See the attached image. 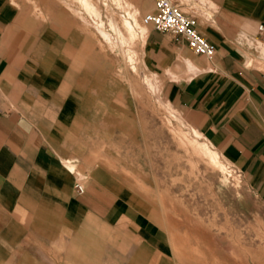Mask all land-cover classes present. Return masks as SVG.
<instances>
[{
	"label": "rangeland",
	"instance_id": "obj_1",
	"mask_svg": "<svg viewBox=\"0 0 264 264\" xmlns=\"http://www.w3.org/2000/svg\"><path fill=\"white\" fill-rule=\"evenodd\" d=\"M123 1H127L128 8L140 9L141 21L156 10L155 0H99L112 41L117 34L108 25L105 12L110 8L111 15L118 19L125 16ZM172 1L195 18L199 30L198 22H210L217 10L211 0ZM62 2L67 7L73 5V11L82 7L79 0ZM0 4L18 11L11 16L19 23L18 45L26 52L27 68L41 73L50 70L54 91L65 83L55 97L66 96L62 116L69 130L65 142L57 148L67 171L68 188L52 195L58 197V205L51 207L50 215L60 214L67 227L88 232L81 239L84 250L89 246L92 255L102 259L100 264H136L132 258L137 253L145 257L146 264H264V187L246 176L237 163L235 173L230 168H214L194 152L191 138L203 139L201 133L192 134L185 120L195 124V116L188 108L172 103L178 111L177 116L173 115L160 96L162 105L158 104L145 74L158 73L159 80L164 82L162 97L166 99L165 81L171 77L160 70L162 67L149 54L148 43L139 40L141 33H136L131 43L135 49L138 42L140 51L135 59V49L130 63L124 52L128 45L112 46L98 31L97 36L91 35L95 16L84 13L86 24L74 12L83 21V28L87 27L86 32L75 23L42 24L27 0H0ZM50 7L51 12L60 9L53 0ZM242 38L247 52L262 54L255 37ZM177 52H182L178 60L182 59L184 65L189 58L208 61L207 56L192 50L187 42ZM171 118L177 127L169 126ZM75 120L77 125L69 126ZM97 144L99 157L94 149ZM79 147L83 149L82 156L77 152ZM67 159H76L72 162L75 172L69 170ZM236 174L241 180L239 186L235 183L239 180ZM135 178L162 191L169 190L177 199L170 216L152 210L150 203L142 205L145 212L155 213L145 223L132 220L130 225L149 247L137 241L134 244L139 250L126 251L116 246L111 214L116 204H128L124 197ZM77 182L84 185L83 192L77 189Z\"/></svg>",
	"mask_w": 264,
	"mask_h": 264
},
{
	"label": "crops",
	"instance_id": "obj_2",
	"mask_svg": "<svg viewBox=\"0 0 264 264\" xmlns=\"http://www.w3.org/2000/svg\"><path fill=\"white\" fill-rule=\"evenodd\" d=\"M27 1L42 24L75 23L84 29L83 21L73 15L75 10L87 14L82 5L80 10L73 11V5L67 7L62 0H53L60 9L51 12L50 0ZM91 1L103 13L99 0ZM211 3L217 10L210 22L198 24L216 46L214 57H207L208 61L189 58L184 65L182 59L178 60L182 52L177 51L187 40L172 34L168 37L170 33L150 30L145 24L148 32L139 40L148 43L149 54L162 67L160 70L171 77L165 81L168 99L162 97L164 82L159 80L158 73L149 71L145 79L152 84L159 105L160 96L177 113L172 103L194 114L195 124L185 121L196 127L200 139L218 151L227 168L235 173L237 163L246 176L264 187V0ZM11 8L0 4V264H100L102 259H96L89 246L86 250L82 246L81 239L88 232L67 227L60 214L50 215L51 207L58 205V197L52 195L68 188L67 171L57 148L65 142L69 130L62 116L66 96L55 97L62 87L53 90L50 70L41 73L27 68L26 52L18 45L19 23L11 16L18 11L13 8L12 12ZM106 10L105 14L111 9ZM93 28L91 35L97 36L96 25ZM242 35L255 37L262 54L247 52ZM135 49L136 59L140 51L138 42ZM126 55L130 62L129 53ZM133 67L136 69V64ZM76 125L75 120L69 126ZM169 126L177 127L172 118ZM94 149L101 156L99 144ZM77 152L82 156V147ZM75 160L65 161L73 172ZM78 175L83 176L81 170ZM237 177L235 183L239 186L241 180ZM134 181L124 197L128 204H116L111 214L116 246L126 251L138 248L134 244L137 241L148 246L130 225L132 220L145 223L155 213L145 212L142 205L150 203L152 210L170 216L177 199L169 190L152 187L142 179ZM136 255L132 258L134 263L146 264L145 257ZM103 260L106 263L107 258Z\"/></svg>",
	"mask_w": 264,
	"mask_h": 264
},
{
	"label": "bare ground",
	"instance_id": "obj_3",
	"mask_svg": "<svg viewBox=\"0 0 264 264\" xmlns=\"http://www.w3.org/2000/svg\"><path fill=\"white\" fill-rule=\"evenodd\" d=\"M79 1L81 5L83 6V8L85 9V11L87 12V15L96 17L97 29L96 28L95 29L98 31V33H100L101 36L105 40L111 43L112 46L128 45V48H127L128 53H129L128 57L129 59L132 60L133 54L135 53V49L131 45V43H134L135 38L137 36L136 33L137 34L141 33V35H145L148 32V27L140 19L141 17L140 11L138 9L128 8L127 6L129 5L126 4L127 1L125 2L123 1L121 2V4L123 3V5L125 6V16L118 19L116 15L114 14L111 15L110 11H108V13L105 14V16L108 19V25L111 26V28H113L117 34L116 39L113 38V41H112L111 34L106 29V23L104 19L102 18L103 13L101 12V9L91 0H79ZM75 12L77 14H80V18L87 24V18L85 15H83L84 13H79L77 11ZM85 28L87 29V27ZM120 76L124 80H126V76H124L123 74H121ZM163 103L165 104L167 110H169L173 115L177 116L175 113L176 111L173 110L172 106L169 103L165 101ZM185 124H188V123L185 121ZM190 131L192 132V134H200V132L193 125H190ZM183 133L186 134L187 132L184 131ZM191 143H192L194 152L203 156L214 168H220L223 170L227 168V165L221 160V157L219 156L218 151L213 149L208 144V142L192 137ZM82 186L84 187L83 184Z\"/></svg>",
	"mask_w": 264,
	"mask_h": 264
},
{
	"label": "built area",
	"instance_id": "obj_4",
	"mask_svg": "<svg viewBox=\"0 0 264 264\" xmlns=\"http://www.w3.org/2000/svg\"><path fill=\"white\" fill-rule=\"evenodd\" d=\"M155 4L156 10L143 17L144 24L158 31L170 33L177 39L183 37L195 52L208 58L214 57L216 46L197 28L193 16L172 0H155ZM76 187L80 192L85 189L79 182L76 183Z\"/></svg>",
	"mask_w": 264,
	"mask_h": 264
}]
</instances>
